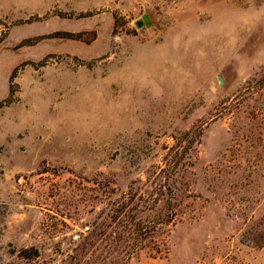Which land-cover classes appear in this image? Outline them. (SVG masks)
Returning a JSON list of instances; mask_svg holds the SVG:
<instances>
[{
	"label": "rangeland",
	"instance_id": "1",
	"mask_svg": "<svg viewBox=\"0 0 264 264\" xmlns=\"http://www.w3.org/2000/svg\"><path fill=\"white\" fill-rule=\"evenodd\" d=\"M263 79L264 0H0V264H264Z\"/></svg>",
	"mask_w": 264,
	"mask_h": 264
},
{
	"label": "trees",
	"instance_id": "2",
	"mask_svg": "<svg viewBox=\"0 0 264 264\" xmlns=\"http://www.w3.org/2000/svg\"><path fill=\"white\" fill-rule=\"evenodd\" d=\"M263 81H264V79H263ZM199 136H200V130L193 132L191 139L188 142V146L184 147L182 149V151L175 153L174 161L175 160L176 161L175 162L173 161V163H169L168 165H166L160 169L161 172L165 173V179H164V182L162 181L158 185H159V188H161V187L165 188L163 193L168 194V196H169V193L171 191V182H169V178H171V176L175 173L177 166H178V162H179L178 160L182 159V157L184 156L186 151L190 148V146L194 144L193 140H195V138H199ZM155 200H157V198H155ZM132 209H133V207H128L126 210V207L122 203L120 205L117 203L116 204L114 203L112 205V211L116 217H120L121 215H122V217H129ZM134 224H135V226L133 227V229L136 232L135 236L137 238L135 244L137 245V244L141 243L142 233L144 231V226L141 224V219H138ZM30 250H32V249H27V248L23 249L21 256L22 257H31L32 255L30 254Z\"/></svg>",
	"mask_w": 264,
	"mask_h": 264
},
{
	"label": "water",
	"instance_id": "3",
	"mask_svg": "<svg viewBox=\"0 0 264 264\" xmlns=\"http://www.w3.org/2000/svg\"><path fill=\"white\" fill-rule=\"evenodd\" d=\"M147 22H148V16L145 15V16L142 17V20L136 21L135 25H136L137 28H139V27H142L143 24L147 23Z\"/></svg>",
	"mask_w": 264,
	"mask_h": 264
}]
</instances>
